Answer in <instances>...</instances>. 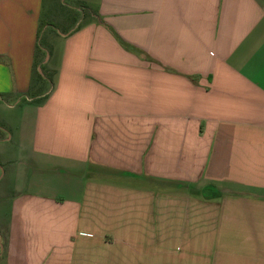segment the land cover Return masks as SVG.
Segmentation results:
<instances>
[{
  "label": "crops",
  "instance_id": "crops-1",
  "mask_svg": "<svg viewBox=\"0 0 264 264\" xmlns=\"http://www.w3.org/2000/svg\"><path fill=\"white\" fill-rule=\"evenodd\" d=\"M42 9L0 0V264H264V0H99L44 61Z\"/></svg>",
  "mask_w": 264,
  "mask_h": 264
},
{
  "label": "rangeland",
  "instance_id": "rangeland-1",
  "mask_svg": "<svg viewBox=\"0 0 264 264\" xmlns=\"http://www.w3.org/2000/svg\"><path fill=\"white\" fill-rule=\"evenodd\" d=\"M98 1L99 0H42V15L40 21H38V27L36 26L38 28L37 34H35L37 38L35 39L37 44V56H39L40 61H44L47 56V53L44 50L45 56L41 58V53L43 52L42 47L48 45L50 52L52 46L55 47V50H59L61 47L60 44L56 41V43L53 42L54 44L49 42L48 40L52 41V37L50 36H58L77 27L79 23H82V19L89 18L92 13L97 11L96 9H98ZM33 73L36 79L37 74H41V67L40 70L37 68L35 71L34 69ZM23 98L25 100L27 99L25 95L23 96ZM7 99L8 98H6V100ZM8 101L13 102L15 101V99H9ZM23 103L24 100H20L18 106L14 109L7 108L6 106H2L0 108V115L4 116V118H6L8 122L6 124V127L2 126L1 128V131L3 130V128H5V135L8 136L9 133L17 135V132L19 130L21 131L22 129L28 128L22 123L18 124L16 121L17 116L20 115H24L26 120L29 121L28 119L30 118L31 111L28 109V105H26V103ZM14 145V141H8L5 142L4 145L5 153L0 149V151L8 157V160H6L7 163L4 162L7 170H15V168L17 167V161L15 160L17 154L15 153L16 151L14 149Z\"/></svg>",
  "mask_w": 264,
  "mask_h": 264
}]
</instances>
